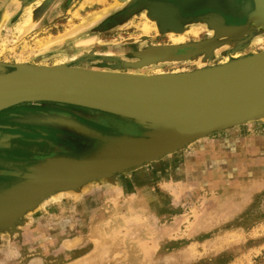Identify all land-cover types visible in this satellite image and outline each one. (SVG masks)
Wrapping results in <instances>:
<instances>
[{
  "label": "rangeland",
  "instance_id": "1",
  "mask_svg": "<svg viewBox=\"0 0 264 264\" xmlns=\"http://www.w3.org/2000/svg\"><path fill=\"white\" fill-rule=\"evenodd\" d=\"M114 1L0 0V62L55 66L64 60L70 67H118L144 75L182 73L203 65L198 59L207 53L146 59L150 46L164 55L169 45L214 39V32L199 18V23L184 21L186 29L181 33L145 32L137 22L154 20L137 8L143 0L118 5ZM71 29L74 40L59 46L48 43ZM253 35L258 38L247 48L264 50L261 28L238 41ZM91 36L95 40L77 42ZM179 36L183 39L176 43ZM224 49L212 62L233 51ZM108 51L114 54H105ZM73 55L76 59L69 62ZM64 105L70 106L25 102L0 111V152L11 147L39 157L38 163L47 157H70L63 152L68 148L64 144L76 140L74 152L83 153L85 140L93 139L68 130L61 123L64 119L48 120ZM75 108L92 129L117 134L98 121L97 111ZM43 112L44 116H37ZM27 167L15 174L20 181ZM59 193L45 197L14 230L0 232V264H264V119L215 132L113 178L89 182L78 191ZM93 226L100 234L92 232Z\"/></svg>",
  "mask_w": 264,
  "mask_h": 264
},
{
  "label": "water",
  "instance_id": "2",
  "mask_svg": "<svg viewBox=\"0 0 264 264\" xmlns=\"http://www.w3.org/2000/svg\"><path fill=\"white\" fill-rule=\"evenodd\" d=\"M252 1L254 8L245 19L246 36L256 28L264 30V0ZM154 9L149 7L147 17L159 23L160 33H181L186 29L183 23L189 18H171ZM215 17L217 21L212 23ZM199 19L207 23L209 29H214V39L203 42L246 37L232 32L235 28L226 26L220 15ZM249 22L255 27L250 28ZM169 24L179 28H165ZM190 45L196 43L166 46L164 55H157L156 46H150L146 59L157 61L165 55L176 59L177 56L171 58L167 52ZM259 53L232 60L223 67L216 65L162 76L93 71L67 64L41 66L0 62V111L25 102L60 101L115 114L150 130L139 142H119L115 135H101L77 122L61 121L77 135L95 141L113 140L114 144L105 151L93 147L79 157H47L27 167L23 180L11 187L13 191H5L12 193V197L6 201L0 197V218L6 217L0 232L14 230L23 216L47 196L78 191L89 182L113 178L117 173L158 160L215 132L264 119V53ZM7 67L12 69L7 70ZM52 161L59 162L58 169L44 167Z\"/></svg>",
  "mask_w": 264,
  "mask_h": 264
},
{
  "label": "flooded vegetation",
  "instance_id": "3",
  "mask_svg": "<svg viewBox=\"0 0 264 264\" xmlns=\"http://www.w3.org/2000/svg\"><path fill=\"white\" fill-rule=\"evenodd\" d=\"M174 3L178 9L180 15H182L184 18H192L191 21L194 23H199L198 17L208 14V13H215L217 15H221L224 18L225 24H231V25H241L245 23L246 16L253 10V3L252 0H163ZM180 4V5H179ZM128 13V12H127ZM125 13V14H127ZM124 14V15H125ZM258 36V35H257ZM256 35L251 36L246 41H226V42H199L196 45H191L188 47H182L177 49H172L168 51L167 53L170 54V56L174 57H197V54L199 53H207L208 56L210 55L211 58L217 56L222 48L227 49H240L243 46L249 45V43H252L255 39H257ZM216 47V48H215ZM224 49V50H225ZM219 50V52H218ZM47 112H53V111H47ZM44 113H38L37 116H44ZM73 113H79L81 116H76ZM83 112L79 109L71 106H62L61 111H58L56 113H50L49 117L46 118L53 120L54 122L64 119V120H71L74 122H77L79 124H83L85 126H89L88 122H86L85 119H87L85 116H83ZM66 118V119H65ZM58 119V120H57ZM87 124V125H86ZM92 128V127H91ZM103 132H106L110 134L109 130H103ZM113 132V131H112ZM111 132V133H112ZM1 134V133H0ZM74 141L76 143H74ZM71 142L66 141L64 146H66V151H63L66 155L70 157H78L83 155V153H87L89 150L93 148L95 145V140H85L87 142L86 150L83 153H80L77 155V152H74L73 144H78L76 140ZM39 157H34L33 155H30V153L24 152V151H13L11 147H9V151L0 152V189L5 188L9 185H11L14 182L20 181L19 180V174L23 173L22 171L25 170L27 166L33 165ZM18 173V176H15V174Z\"/></svg>",
  "mask_w": 264,
  "mask_h": 264
},
{
  "label": "bare ground",
  "instance_id": "4",
  "mask_svg": "<svg viewBox=\"0 0 264 264\" xmlns=\"http://www.w3.org/2000/svg\"><path fill=\"white\" fill-rule=\"evenodd\" d=\"M98 1V0H97ZM116 1V3L118 2V3H123V1L124 0H115ZM114 1V2H115ZM127 1V0H126ZM38 2V1H37ZM118 3H117V5H118ZM91 4V3H90ZM180 5V4H179ZM36 6V5H35ZM138 8H140V7H142V9H143V11L144 12H146L145 13V18H147V19H150V18H148L147 17V13H148V10H149V7H151V8H155L154 10H161V11H159L160 12V14L161 15H170L171 16V18H172V16L173 17H181V15H180V13H179V11H178V7L174 4V3H172V2H168V1H163V0H143V2L141 1L139 4H138V6H137ZM177 8V9H176ZM8 11V9H6V11H4V16H3V24H4V22H5V20H6V18H7V13H9V12H7ZM143 14V13H142ZM216 16L217 14H215V13H208V14H204V15H202V17H206L207 19H211L212 18V16H214V15ZM101 15V14H100ZM143 16V15H142ZM201 17V16H200ZM199 18V17H198ZM97 19V18H96ZM26 20H28V14H27V16H26ZM151 21H152V19H150ZM154 20V19H153ZM217 21V17H215V19L213 20V21H211L212 23L213 22H216ZM92 22H94L93 20H92ZM153 23L152 24H149V22L146 20V19H144L143 21H138L137 22V25L141 28L142 27V30L143 31H145V32H149V31H152V32H155V31H158V26L157 25H159V23L157 22V25H156V21L154 20V21H152ZM202 22V21H201ZM23 23V22H22ZM250 24L248 25L250 28H254L255 27V24L254 23H251V22H249ZM206 25H207V23H206ZM209 25V24H208ZM246 25H247V21L244 23V24H241V25H231V24H226V26H228V27H232V28H235V29H233V30H231L232 32H234V31H236V33H238V32H240L241 33V35H245L246 36V29H245V27H246ZM236 26H238V27H241V28H239V29H237L236 28ZM165 28H167V29H174V28H179V26L178 25H175L174 24V26H172V24H169L168 26H166ZM164 28V29H165ZM209 28V27H208ZM17 29V28H16ZM242 29V30H241ZM212 30V32H214V29H211ZM194 32V31H193ZM75 31L74 30H69L68 32H66L65 34H62V35H60L59 37H57V38H55V39H50V40H48V43H50V45L52 44V45H55V44H58V46L59 45H61L65 40H68V39H71V40H74V36H75ZM173 33V32H172ZM171 33V34H172ZM157 34V33H156ZM193 34H195V33H193ZM178 35V34H177ZM182 35V34H181ZM79 36V35H78ZM250 36V35H249ZM262 36H264V35H262ZM182 39H183V37L182 36H179V37H176L175 39H174V41L177 43V42H181L182 41ZM262 39V38H261ZM92 40H95V37L94 36H91V37H89V38H83V39H80L79 41H77V42H80V43H84V42H88V41H92ZM141 41V40H140ZM173 41V42H174ZM260 41V40H259ZM45 46V45H44ZM49 46V45H48ZM67 46V45H66ZM57 46H55V48H56ZM63 47V46H62ZM70 47V46H69ZM72 47H74V46H72ZM78 47V46H77ZM80 47V46H79ZM216 48V47H215ZM47 49V48H46ZM121 49H119V51H120ZM231 50H233V49H231ZM249 50V51H248ZM118 51V50H117ZM227 51V50H226ZM262 51V53H264V50H261ZM112 52H114V51H108V52H106L105 54H109V55H113L114 53H112ZM218 52H219V50H218ZM206 53V52H205ZM119 53H117L116 55H115V57H117V55H118ZM258 54H260L259 53V51H254V50H252V49H250V48H247V46H244V47H242V48H240V49H237V50H233L232 52H230V55L229 56H226V57H224L222 60H220L218 63H214V62H212L213 60H212V58L210 57V55L208 56V54H204V55H200L199 57V62H201L203 65H201L200 66V68H204V67H213V66H216V65H219V66H227L228 64H229V62L230 61H232V60H240V59H243L244 57H249V56H255V55H258ZM225 56V55H224ZM253 56V57H254ZM70 59H69V62H73L75 59H76V57L73 55V56H70L69 57ZM63 61L64 60H59L55 65L57 66H59V65H65L64 63H63ZM116 61V60H115ZM119 61V60H118ZM126 63V62H128V61H123V62H121L120 61V63ZM198 62V63H199ZM26 62H24V61H21V62H17V64H25ZM93 66V65H92ZM80 67H82V68H84V69H87V70H93V71H95V70H100V71H114V72H121V73H127V74H135V75H144L143 73H137L136 72V70L135 69H133L132 71L133 72H129V71H125V70H121V69H119L118 67L116 68V67H113V68H111V69H109V70H106L104 67H101V68H99V69H94L93 67H91V65H85V64H81V66ZM129 68V67H128ZM127 69V68H126ZM191 71V70H190ZM189 72V71H188ZM163 74H165V72H163V71H158L157 73H155V74H153V75H157V76H162ZM167 74H175V72H167ZM45 102H57V103H64V102H60V101H45ZM64 104H67V103H64ZM68 105H70V106H73V107H79V106H76V105H72V104H68ZM95 111H97V113H98V121L99 122H101V123H104V124H106V125H110V127H111V129H114V131L116 130L117 131V134L116 133H114V132H110V134H108V133H105V132H102V131H99V130H97L98 132H101L100 134L101 135H115V136H117V137H119L118 138V140H119V142L120 141H122V140H124V141H127V142H139L140 140H142V138H144V136L146 135L145 133H150V130L148 129V128H146L145 126H143V125H141V124H136V123H133L132 121H129V122H132L133 124H135V125H132V127H131V125L130 124H126V122H122L123 124H121V123H119L117 120H116V118H115V114L113 115V114H110L109 115V113L107 114V113H105V112H102V111H100V110H95ZM96 113V114H97ZM111 115H113V116H111ZM91 117V116H90ZM66 119V118H65ZM58 120V119H57ZM126 120V119H125ZM63 121V120H62ZM69 121H71V120H69ZM128 121V120H127ZM72 122V121H71ZM70 122V123H71ZM73 123V122H72ZM74 124V123H73ZM168 124V123H167ZM64 125V124H63ZM82 125V124H81ZM85 126V125H84ZM96 130V129H95ZM113 144H114V142H113V140H96V142H95V145L93 146L94 148L96 147V148H99V149H101V150H103V151H105L107 148H112V146H113ZM98 149V150H99ZM84 154V153H83ZM82 155V154H81ZM60 166V164H59V162H56V161H52V162H48L47 164H45L44 165V167H46L47 169H58V167ZM20 181H17V182H15V183H13V184H11V185H9L7 188H5V189H1L0 190V197L1 198H3L2 200L3 201H6L7 199H10V197H12V193H10V192H7V193H5V191H7V190H12L13 191V188H11L12 186H17V183H19ZM14 189H18V188H14ZM70 191H73V190H70ZM69 190L68 191H66V192H70ZM62 192H64V191H62ZM59 194H63V193H59ZM6 222V217H1L0 218V228L2 227V224H4ZM102 231H103V229H101ZM92 232L93 233H95V234H98L99 233V229L96 227V226H93L92 227ZM104 232V231H103ZM100 234V233H99ZM103 235V234H102Z\"/></svg>",
  "mask_w": 264,
  "mask_h": 264
},
{
  "label": "crops",
  "instance_id": "5",
  "mask_svg": "<svg viewBox=\"0 0 264 264\" xmlns=\"http://www.w3.org/2000/svg\"><path fill=\"white\" fill-rule=\"evenodd\" d=\"M252 3H253V1H252ZM253 8H254V4H253ZM221 16V15H220ZM190 20L192 19V18H189ZM224 19V18H223ZM225 23V22H224ZM231 41H233V40H231ZM237 41V40H236ZM15 183V182H14ZM13 184V183H12ZM8 187V186H7ZM7 187H5V188H7ZM4 187L3 188H1V189H5ZM0 189V190H1Z\"/></svg>",
  "mask_w": 264,
  "mask_h": 264
}]
</instances>
